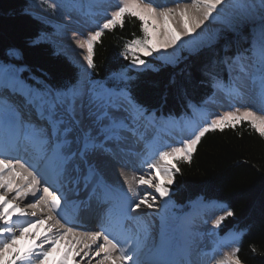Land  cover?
Masks as SVG:
<instances>
[{"label":"trees","instance_id":"trees-1","mask_svg":"<svg viewBox=\"0 0 264 264\" xmlns=\"http://www.w3.org/2000/svg\"><path fill=\"white\" fill-rule=\"evenodd\" d=\"M30 8L64 17L48 0H0V63L24 67L28 81L43 82L65 98L79 88L83 70L55 45L35 43L42 34L61 33L56 22L42 20ZM151 25L155 21L125 10L119 22L106 26L93 40L90 81L98 102L107 100L111 89L148 114L182 118L211 102L216 88L229 77V63L237 55L252 53L256 45L255 34L248 31L224 45L193 55L183 52L176 64L166 63L144 53L152 49ZM12 50L21 58H12ZM140 63L149 67L140 69ZM106 129L112 133L111 127ZM173 162V198L181 211L189 212L201 199L224 203L230 214L219 233L241 234L234 257L241 264H264V129L251 120L216 126L204 132L189 156L179 154Z\"/></svg>","mask_w":264,"mask_h":264},{"label":"rangeland","instance_id":"rangeland-1","mask_svg":"<svg viewBox=\"0 0 264 264\" xmlns=\"http://www.w3.org/2000/svg\"><path fill=\"white\" fill-rule=\"evenodd\" d=\"M48 1L53 3V0ZM83 1L85 3L87 0ZM88 1L89 16H84V8H86L84 3H75L73 1L69 2V4L67 3L68 7L66 9H60L65 15L63 18L51 16L35 8L29 9V12L42 20H54L62 24L59 28V32L61 33L59 36L42 34L41 37L35 40V43H50L55 45L62 54L69 56L83 70V84H81L83 91L81 92L79 88V93L74 98L70 97L68 102L60 100L49 89L43 90V96L41 97V105L46 106L47 109L51 110V112L56 114L65 123L62 126L64 141L73 146H80L84 141L88 143L89 140H95L96 142L95 145H87L88 148L85 155L80 158L83 164H78L77 166L69 165L70 169L74 170L73 172L76 173V169L83 167V171L78 172L82 176L87 169L94 174L102 175L104 163L100 160L104 158L105 154L106 156L113 157V154L119 155L120 153V156H122L124 152L128 153L127 149L141 150L138 147L139 145L135 144L137 143L136 134L149 139L150 134L147 133L145 128L158 130L157 126L161 123L158 122V118L155 116L149 115L145 118L123 96L118 95L117 98L110 97L108 100L100 103L95 100L96 97L93 95L94 88H92L90 82L92 64L91 43L98 37L104 27L119 22L125 10L133 11L138 15L140 14L148 22L151 20L152 22L155 21L156 25H151L152 30H154L152 31V49L146 50L144 53L166 63L176 64L181 60L183 52L193 55L203 49L214 47L219 43L221 45L227 44L232 37L242 38L248 31L253 32L256 43L255 50L252 51L253 54L249 55L250 52H246L247 54H244V56H242L243 54L238 55L239 57H236L230 65V72L238 69L242 70V68L244 69L249 66L246 63H250L252 69L248 68V70H250L251 74L254 73V75L252 74L253 77L251 79L242 77V85L250 88L261 86V89H264V0H190V3L194 6V12L199 15V18L193 23L186 9V6L190 4L187 0ZM10 55L15 59L21 58L20 52L17 50L10 51ZM242 63H245V65H242V68H238ZM255 65H257L256 70H254ZM0 67V75L1 70L4 69V75H8L11 80L20 78L24 70L23 67H19L13 63L1 64ZM137 67L144 69L148 68L149 65L140 63ZM245 74L248 75V73ZM250 76L248 75V77ZM1 79L4 80V77L2 76ZM243 91L247 94L250 89L245 88ZM213 101V107L210 106L211 108L209 109L203 107L202 114H209V116H205L208 118L205 126L201 127L197 122H190V125L193 127L191 130L192 133L184 132L185 128H182L183 133H180V127L173 120H169L171 122L168 121L167 124H163L171 136L160 134L163 137L162 141H160L161 144L159 142L156 144L157 146H161L158 147L159 154L156 158L149 161L148 165H151L153 170L151 173H147L145 178L150 179V177L161 176L163 180H167L168 178L172 179L170 184L163 181L162 188H160L163 191L169 190L171 198L169 196L167 198H169L168 201L173 203V208L169 209L170 211L166 213L167 223L165 224V232H168V234H191L192 239H194L192 241L194 251H202L205 248L209 249V247H213V249L217 248L218 250L215 254H221L222 257L227 258L225 259L226 264H230V262L233 264H241L234 257L238 238L231 236L223 237L219 233L223 218L229 215L228 211L222 206H209L204 209H199V213L205 212L206 218H209L206 220L207 224L205 226L203 224L202 226L195 224L196 220L198 221L197 218L195 219V214L190 218V221L194 222L191 224V222H187L185 218H181L179 215L180 208L173 199L174 191L171 188L174 184L173 176L176 171L175 164L172 161L173 158L179 156V154L189 156L200 135L206 130L216 126L223 127L229 123L241 120H251L259 129H264V115L260 114L252 102L248 103L244 101L236 90L221 89ZM149 125L152 126L150 127ZM109 127H111L112 132L110 136L106 134L108 133L106 128ZM131 130H134V132H131ZM196 131L197 134L193 136L192 134H195ZM132 133L135 135L133 136ZM184 136L188 140L185 141ZM165 141L172 143L173 146L169 145V147H166L167 144ZM50 146L51 144L48 147ZM140 152L144 155L142 150L134 152V156L133 154H127V161L130 162L131 159L132 161L137 160L138 158H135V156H139ZM91 159H94V161ZM74 167L75 169H72ZM155 184L159 187L161 185L160 181L154 182L152 186L156 187ZM155 206L153 207L155 209L160 207L159 204ZM50 211L48 210L47 212L50 214ZM200 245H202L201 249L199 248ZM207 251L205 250V252ZM17 258L11 257L6 262L4 261L0 264H14Z\"/></svg>","mask_w":264,"mask_h":264},{"label":"bare ground","instance_id":"bare-ground-1","mask_svg":"<svg viewBox=\"0 0 264 264\" xmlns=\"http://www.w3.org/2000/svg\"><path fill=\"white\" fill-rule=\"evenodd\" d=\"M187 1L190 3V0ZM186 9L191 22H195L199 15L194 12V6L190 3L186 6ZM236 57L239 56L237 55ZM246 64L249 66L243 69L242 65H245V63H242L238 68H242L245 73L252 76L253 73L251 74L250 70H248V68L252 69V67L250 63ZM3 70H1L0 78L3 76L4 81H0V89H3L7 83L9 84L12 81L8 75H4ZM207 108L211 107L207 106ZM0 119L2 120L0 144L7 145L6 147L10 148L12 145L8 137L9 131L4 126V123L12 122L14 127L18 128L21 115L20 113L12 114L11 116L1 114ZM145 130L150 134V139H146L139 134H136V138L137 144L141 145V150L146 157L143 158L144 155L140 152L139 156H135V158H138L137 160L134 162L130 160V162L125 163L121 159L120 153L119 155L113 154V157L105 154L104 158L100 160L104 163L102 175L91 172L92 175L87 181L85 180V178H88L86 174H90L88 169L84 171L82 176L78 172H82L83 167L75 173L73 172L74 170L70 169L69 163L63 166L62 160V156L65 154L70 155L72 152H76V155H78L83 144L74 147L71 144H66V141L62 138L56 141L57 143L55 144L47 140L43 142L41 140L38 143L30 139L21 143L20 139L16 154L9 155L0 152V263L6 262L11 257H18L14 264H130L122 257L121 253L125 250L132 252V256L135 257L157 251L164 255H170L172 241L174 240L171 241L170 235L165 232V224L167 223L166 213L173 208V203L168 201L169 198H167V196L171 198V193L169 190H161V187L156 184V187H153L152 184L156 183V181H160L161 184L166 181L170 184L172 179L163 180L161 176L150 177V179L145 178V175L153 170L152 166L148 165L149 161L147 158H153L154 156V139H156L158 134L157 129L145 128ZM162 130L164 134L169 133L167 130ZM131 132H134V130H131ZM60 142H64L62 146L59 145ZM49 144H51L50 147H48ZM139 151L130 150L131 155ZM19 152L23 153L22 158L19 156ZM125 156L127 157L128 155L125 154ZM123 158L125 157L123 156ZM40 159L44 161L45 165L55 166V172L58 174V179L60 178L56 182L60 186L62 204L74 214L81 215L82 205L86 203L89 191L96 184L104 185L110 193H116L122 203L129 202L133 204V207L128 212L129 222L126 226L121 249L107 247L105 253H100L95 227L78 228L72 224H70L71 226L67 225L65 219L63 222L58 219V213L53 211L55 208L53 205L54 200L51 199V192L56 191L52 190V186L38 173L33 174L29 166V164ZM91 160L94 161V159ZM78 164H83L80 158H75L73 163L71 162L72 166H77ZM58 168L60 170H57ZM164 169L166 170V168ZM90 186L91 188H89ZM98 199L99 197L95 199V202L89 204V206H92L94 213L97 210ZM24 203L36 206L39 209V215L31 216L27 211L21 210V205ZM102 204L107 205L109 202L103 200ZM153 204H159L160 207L155 209L153 207L156 206ZM48 210H51L50 214L47 212ZM91 212L92 210L88 213L89 216H91ZM70 215L73 216V214ZM205 215V212L199 213L196 217L202 218L203 223L207 224L206 220L209 218L207 219ZM199 248L201 249L202 245ZM212 248H205V250H208L207 252L205 250L193 251L191 254L193 264H226L225 259L227 258L222 257L221 254L216 255L217 248L214 250ZM230 264L233 263L230 262Z\"/></svg>","mask_w":264,"mask_h":264}]
</instances>
